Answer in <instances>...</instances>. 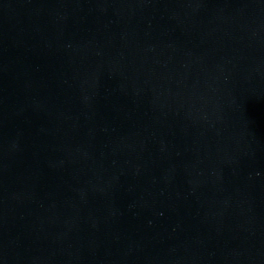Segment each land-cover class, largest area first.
I'll list each match as a JSON object with an SVG mask.
<instances>
[{"label":"water","instance_id":"1","mask_svg":"<svg viewBox=\"0 0 264 264\" xmlns=\"http://www.w3.org/2000/svg\"><path fill=\"white\" fill-rule=\"evenodd\" d=\"M0 264H264V0H0Z\"/></svg>","mask_w":264,"mask_h":264}]
</instances>
